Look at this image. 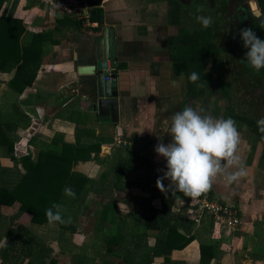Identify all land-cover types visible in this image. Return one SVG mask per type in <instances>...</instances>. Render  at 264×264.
Returning <instances> with one entry per match:
<instances>
[{"label": "crops", "instance_id": "1", "mask_svg": "<svg viewBox=\"0 0 264 264\" xmlns=\"http://www.w3.org/2000/svg\"><path fill=\"white\" fill-rule=\"evenodd\" d=\"M92 3L103 10L104 22L93 21L90 26L33 0H3L0 7V18H18L25 29L21 40L26 34L32 39L26 43L41 52L36 78L22 91L13 85L15 71L0 74V104H17L29 119V124L10 133L15 156L25 154L29 141L37 143L32 149L35 158L55 138L59 146L76 144L78 127L80 143L99 147L92 153L94 159L73 166L72 170L88 180H74L70 188L75 198L64 194L61 201L65 220L71 218L66 225L76 230H62L58 222H33L26 213L20 214L28 219L24 225L52 248L53 255L59 253L63 260L74 255V262L69 260L68 264H76L81 256L83 264H132L124 258H134L133 264H264L262 142L246 121L235 117L240 134L237 154L247 175L230 185L218 178L211 191L241 210L240 228L231 231L205 219L192 225L194 239L186 247L174 249L168 256L152 254L158 230H145L149 208L168 211L184 231L190 220L185 209L196 201L183 193H165L157 188L156 180L163 175L160 170L166 171V160L154 151L155 146L171 142V118L186 106L203 107L204 114L216 117L217 91L205 75L199 84L203 93L193 97L186 73L178 74L174 69L171 39L175 29L168 0ZM106 27L110 28L112 59L117 60L118 68L117 122L94 108L98 103L96 75L78 72L80 66L96 62L97 40ZM241 121L244 124L240 125ZM119 139L128 145L118 143ZM14 161L18 160L0 147V183L12 184L23 173L19 162L20 170L14 167ZM168 183L164 180L165 186ZM14 205L0 207V227L6 223L3 210L9 212ZM0 233L1 249L7 237L6 232ZM110 236H117L121 245L106 244ZM33 257L36 264L46 261L36 249L26 261Z\"/></svg>", "mask_w": 264, "mask_h": 264}, {"label": "trees", "instance_id": "2", "mask_svg": "<svg viewBox=\"0 0 264 264\" xmlns=\"http://www.w3.org/2000/svg\"><path fill=\"white\" fill-rule=\"evenodd\" d=\"M2 3L3 0H0V7ZM3 18H0V74L15 71L13 85L18 91H22L26 86L31 85L36 78V74L40 68V63L37 60L41 52L40 49L31 47L26 43L32 40L27 38L26 34L21 40L25 29L18 18L12 16ZM90 18L99 24L103 23V10L98 7L94 8L91 11ZM31 37L33 38V35ZM172 49L173 55L171 59L174 69L178 74L181 72L186 73L190 95L194 97L199 92L200 94L203 93V90L198 86L205 81L203 72L204 63L199 58L200 53L197 54V51L192 49L185 50L180 48L175 51L173 45ZM192 72H197L200 75V79L196 83H192L189 80V75ZM226 93L225 91L224 94ZM244 116V114H240L238 118L245 121ZM27 124H29L28 116L22 111L20 112V107L17 104H0V147L5 149L10 157L18 160L20 168L23 170V173L19 177L16 176L17 178L14 183H0V207L12 206L18 203V214L26 213L33 222L45 223L48 222L45 210L51 207L53 203L61 205L64 189L70 187L74 180H88L84 175L72 170L73 166L80 161L94 159L92 153L94 149L98 150L99 147L80 143L78 127L76 131L78 142L76 144L65 142L59 146V139L55 138L46 147L42 148L35 158L32 149L33 145L37 143L29 141L25 154L16 157L10 133L16 131L20 125L25 126ZM255 132L259 137H262V133L258 129H255ZM262 158L264 159V150ZM208 192L212 194L211 190ZM194 203H190L186 207L185 212L194 207ZM149 209L150 213L145 215L144 226L145 230H158L157 243L152 253L154 256L160 254L168 256L172 250L182 249L194 239V236L190 232L195 222L191 218L188 220L189 224L185 226L186 229L181 231L180 224L178 223L179 220L172 221L168 215V211H159L153 207ZM61 225L62 230L65 231L68 229L76 230V227L66 225V223ZM19 229L17 230L9 226L6 231L7 240L0 249L3 262L17 264L20 259L30 257L36 249L39 251L41 259L46 260L44 264H58L61 257L59 253L53 255L52 248L46 246L40 238L31 232L25 231V228L22 226ZM24 235H27L26 238H24ZM145 235H148V233H145ZM105 243L121 245L117 236L107 237ZM19 249L22 254L20 252L16 254V251H19ZM153 255L149 258V262L152 261ZM69 260H73L74 262L75 256L72 255V258L71 256H66L65 262H61L60 264H68ZM125 261L133 264L134 258H127ZM24 262L25 260H22L20 264ZM35 262L36 259L33 257L26 264H36ZM83 262L84 257L81 256L75 263L83 264Z\"/></svg>", "mask_w": 264, "mask_h": 264}, {"label": "clouds", "instance_id": "3", "mask_svg": "<svg viewBox=\"0 0 264 264\" xmlns=\"http://www.w3.org/2000/svg\"><path fill=\"white\" fill-rule=\"evenodd\" d=\"M249 3L252 16L260 19L261 13L255 0H249ZM197 12L203 13L204 7L199 6ZM195 19L202 28L213 24L211 16L200 14ZM261 22L264 25V20ZM239 35L243 46L248 49L245 60L259 72L264 68V39H260L247 27L240 29ZM199 79L197 72L189 75L192 83ZM204 113L203 107L194 109L191 106L176 112L168 130L171 142L155 146L154 151L166 160V171L160 170L163 175L156 180V186L161 192H180L185 197L195 199L210 191L218 178H223L230 185L247 175L241 156L237 154L240 134L235 120L231 117L216 118ZM256 123L259 132L264 133V115ZM164 180L169 181L167 186ZM64 194L71 198L76 195L70 187L64 189ZM64 211L62 205L53 203L45 210L48 223H68L71 218L65 220Z\"/></svg>", "mask_w": 264, "mask_h": 264}, {"label": "flooded vegetation", "instance_id": "4", "mask_svg": "<svg viewBox=\"0 0 264 264\" xmlns=\"http://www.w3.org/2000/svg\"><path fill=\"white\" fill-rule=\"evenodd\" d=\"M175 35L171 44L175 51L192 49L197 51L204 63V75L209 63L215 68L217 79L228 80L232 95H225L219 84L217 89L229 99L232 115L244 114L246 123L255 132L256 121L264 115V68L256 72L245 60L248 51L243 46L239 30L251 28L264 39V2L255 0L261 18L252 16L249 0H168ZM204 7L198 13L199 6ZM203 14L213 18V24L202 28L195 16ZM189 52V51H187ZM217 90V91H218ZM226 90V89H225ZM256 133V132H255ZM264 133H262V137Z\"/></svg>", "mask_w": 264, "mask_h": 264}, {"label": "built area", "instance_id": "5", "mask_svg": "<svg viewBox=\"0 0 264 264\" xmlns=\"http://www.w3.org/2000/svg\"><path fill=\"white\" fill-rule=\"evenodd\" d=\"M33 2L59 14L72 16L86 26L94 24L90 18L91 11L95 8L92 0H33ZM118 143L128 145L122 139H119ZM194 205L187 213L196 224L210 219L216 225L231 231L238 230L242 224L241 210L210 192L196 198Z\"/></svg>", "mask_w": 264, "mask_h": 264}, {"label": "water", "instance_id": "6", "mask_svg": "<svg viewBox=\"0 0 264 264\" xmlns=\"http://www.w3.org/2000/svg\"><path fill=\"white\" fill-rule=\"evenodd\" d=\"M112 45L110 28L106 27L104 35L97 40L96 62L92 65L80 66L78 72L96 75L98 103L94 108L98 109L100 115L109 116L111 121L117 122L119 120L118 68L117 60L112 59Z\"/></svg>", "mask_w": 264, "mask_h": 264}, {"label": "rangeland", "instance_id": "7", "mask_svg": "<svg viewBox=\"0 0 264 264\" xmlns=\"http://www.w3.org/2000/svg\"><path fill=\"white\" fill-rule=\"evenodd\" d=\"M210 64L211 63H209V65H208V67L206 68V76H209V78L210 79H208L209 80V84L213 87V89H214V91H217L218 89V87H217V84H219V86H220V89H221V91H226L227 93L225 94V95H232V93H231V88L229 87V84L228 83H225V82H228V80L226 81L224 78H221V79H217V75H216V73H215V68H213V67H210ZM206 82H207V80H206ZM226 89V90H225ZM222 96V93L221 92H219V90L217 91V98H215V100H214V107H215V109H216V111H214V113H215V116H216V118L217 117H219L220 118V116H224V117H221V118H229V117H231L232 119H234V116H232L231 115V113H230V110L231 111H233L232 110V108H229V99H228V97H226V96ZM10 106V105H9ZM11 110V109H10ZM235 120V119H234ZM239 121V120H238ZM243 121H241V122H239L240 123V125L241 124H244V123H242ZM238 123V122H237ZM255 134V133H254ZM259 137V136H258ZM259 140L262 142V144H261V146H262V148H261V150H262V152H263V150H264V136L263 137H259ZM20 151H22V149L20 148ZM21 154V153H20ZM263 162H264V160H262ZM13 164H15L14 165V167L15 168H17V170H20L19 169V165H18V161L17 162H13ZM17 178V177H16ZM15 178V179H16ZM167 185V184H166ZM134 210V209H133ZM3 212L5 213L6 212V214H5V216H6V223H5V225H2L1 227H0V230H2V232H6L7 231V229L9 228V226L10 227H12V228H14V229H19L21 226L22 227H24L25 228V231H28V232H30L28 229H27V227L24 225V224H26V223H28V219L26 220L25 218H26V216L25 217H20V214H18V212H19V209H18V204L16 203L15 205H14V207H13V209H11V210H9V212H8V210L7 211H4L3 210ZM28 218H29V216H28ZM20 230V229H19ZM0 234H3V233H0ZM26 236L27 235H24V238H26ZM21 240V239H20ZM1 242H2V240H0V244H1ZM29 258V257H28ZM26 259L27 258H25V259H23V260H25V262L23 263V264H25V263H27V261H26ZM60 261H62V262H65L63 259H59ZM125 260V259H124ZM1 261H2V258H0V264H2L1 263ZM17 264H20V261H19V263H17Z\"/></svg>", "mask_w": 264, "mask_h": 264}]
</instances>
